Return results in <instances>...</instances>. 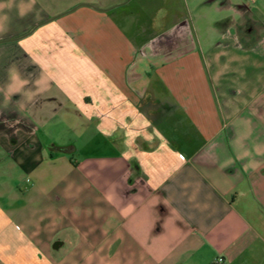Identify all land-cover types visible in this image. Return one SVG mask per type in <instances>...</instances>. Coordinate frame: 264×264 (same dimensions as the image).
I'll use <instances>...</instances> for the list:
<instances>
[{"label": "crops", "instance_id": "1", "mask_svg": "<svg viewBox=\"0 0 264 264\" xmlns=\"http://www.w3.org/2000/svg\"><path fill=\"white\" fill-rule=\"evenodd\" d=\"M133 1L0 0V264L257 260L264 0L194 24L168 0V30ZM54 124L79 142L39 140Z\"/></svg>", "mask_w": 264, "mask_h": 264}, {"label": "rangeland", "instance_id": "2", "mask_svg": "<svg viewBox=\"0 0 264 264\" xmlns=\"http://www.w3.org/2000/svg\"><path fill=\"white\" fill-rule=\"evenodd\" d=\"M135 1H140V3H142V6H145L148 8L149 11H159V9L161 10V14H159L158 16L161 17V19H163V22L159 25V29L160 30H168L170 25V21L168 20V14H167V9L169 6V2L168 0H134L133 2H129V7H133L135 6ZM175 3H177L178 1H180L182 3V7L181 9H183V11L185 12L188 21L192 22L194 24V20H197V16L199 14H201V12L204 10H207L209 19H217L220 15V13L217 11L216 9V3L211 4V5H205L204 2H206L207 0H173ZM172 3V0H171ZM151 4V5H150ZM179 7V6H178ZM164 8V9H162ZM178 13H180V8H178ZM179 15V14H178ZM145 18V16H144ZM144 18L142 17L141 19L144 20ZM195 30H197L196 25H195ZM193 29V33H196ZM198 32V31H197ZM1 76L4 77L5 73L0 72ZM8 80V79H6ZM62 123V121H60ZM57 125L54 124L53 127H51L50 130L47 129L46 127V132H44V129L41 128L38 131V138L39 140H41L43 143L47 144L49 142V145L52 141H57V142H66V140L69 139H74L76 142H79V138H78V134H77V130H69V131H64V129H60L56 127ZM46 151L49 154H53L55 157L57 156L58 159V163L56 165V167H54L52 169H47L48 174L50 175V177L54 176H61L62 174H66L68 175L69 173H66L67 170V160H64L65 158H63L66 154L59 152L58 150L52 149L50 147H48V145H46ZM86 153L85 150H80L79 149L75 150L72 154L74 156V158H79L82 155H84ZM66 163V164H65ZM48 183H50V181H47ZM256 256H257V260L251 262V264H264V244H261V242L257 243V247H256ZM250 264V263H248Z\"/></svg>", "mask_w": 264, "mask_h": 264}, {"label": "clouds", "instance_id": "3", "mask_svg": "<svg viewBox=\"0 0 264 264\" xmlns=\"http://www.w3.org/2000/svg\"><path fill=\"white\" fill-rule=\"evenodd\" d=\"M34 2H35V0H31V3H30L26 8L22 6V7L19 9V15H21V16L25 15L26 12H27L28 10H30V8H31L32 4H34ZM0 7H4V6H3V5H0ZM3 19H4V20H7V17H4ZM10 72L12 73V79H13L14 82L20 80L19 77L16 75V69H15L14 66L10 69ZM23 83H24V82L21 81V84H23ZM10 95H11V94H10ZM129 209H131V205H129Z\"/></svg>", "mask_w": 264, "mask_h": 264}, {"label": "water", "instance_id": "4", "mask_svg": "<svg viewBox=\"0 0 264 264\" xmlns=\"http://www.w3.org/2000/svg\"><path fill=\"white\" fill-rule=\"evenodd\" d=\"M57 17V15L56 16H53V17H50L49 19H47V20H45L44 22H46V21H49V20H52V19H54V18H56ZM41 24V23H40ZM34 28V27H33ZM32 30V29H31ZM30 32V31H29ZM29 32H27V33H25V34H28ZM24 34V35H25ZM24 35H22V36H24ZM22 36H19V37H15V38H12V39H7V41H10V40H17V39H19V38H21ZM3 41H6V40H0V42H3ZM62 244V241H60V240H56V241H54V243H53V248H58L60 245Z\"/></svg>", "mask_w": 264, "mask_h": 264}, {"label": "trees", "instance_id": "5", "mask_svg": "<svg viewBox=\"0 0 264 264\" xmlns=\"http://www.w3.org/2000/svg\"><path fill=\"white\" fill-rule=\"evenodd\" d=\"M56 148L65 151V152H71L73 146L72 145H66V146H55Z\"/></svg>", "mask_w": 264, "mask_h": 264}, {"label": "built area", "instance_id": "6", "mask_svg": "<svg viewBox=\"0 0 264 264\" xmlns=\"http://www.w3.org/2000/svg\"><path fill=\"white\" fill-rule=\"evenodd\" d=\"M223 262H224L223 256H218L215 258V264H223Z\"/></svg>", "mask_w": 264, "mask_h": 264}]
</instances>
